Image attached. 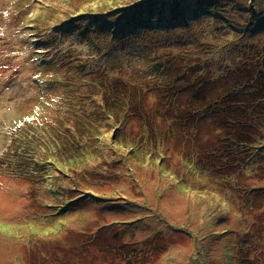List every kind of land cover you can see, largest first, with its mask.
I'll list each match as a JSON object with an SVG mask.
<instances>
[{
  "label": "rangeland",
  "instance_id": "obj_1",
  "mask_svg": "<svg viewBox=\"0 0 264 264\" xmlns=\"http://www.w3.org/2000/svg\"><path fill=\"white\" fill-rule=\"evenodd\" d=\"M165 27L203 49L212 36L246 46L264 37V0H0V264H264V139L246 176L228 175V160L211 166L226 180L204 176L169 103L179 60L169 81L151 59L152 47L175 53L160 46ZM66 38L74 57L40 71L37 52ZM219 136L215 152L230 157L238 139L227 126ZM84 231L105 245L96 237L83 255Z\"/></svg>",
  "mask_w": 264,
  "mask_h": 264
},
{
  "label": "trees",
  "instance_id": "obj_2",
  "mask_svg": "<svg viewBox=\"0 0 264 264\" xmlns=\"http://www.w3.org/2000/svg\"><path fill=\"white\" fill-rule=\"evenodd\" d=\"M104 13L107 14L109 11H104ZM187 28H185V31L188 30ZM146 30L152 31L153 28H147ZM87 31L93 30L89 29ZM206 31L208 34L216 36L211 24ZM157 33L158 31L154 28L153 34L157 35ZM164 33L167 36L160 42V46L175 53L171 55L165 54L167 55L166 57L163 55V58L157 59V48L152 47L151 52L155 54H153L151 59L154 60V70L157 69L158 73L164 75L163 78L169 81H171V78L169 73L165 72V65L170 58L172 61L177 58L179 60L177 66L174 67L175 74L173 77L175 82L180 80L174 85L179 96L177 98L170 97L169 103L173 106L172 109L174 110L172 112L176 114L175 122L177 120L184 121L187 125L183 126L185 129L184 145L187 147L186 150L191 152V156L195 157L193 159L194 162L199 161L204 164V176L211 179L214 184L226 179L225 177L217 176L218 171L211 167L213 160H221L223 162L228 160V166H232L228 175L232 174L234 179L237 177L236 172L238 170L246 176V154L247 152H253L257 140L261 141L264 139V37L257 42H249L246 46H239L229 40L223 42L219 48H216L218 44L214 43L215 38L212 36L209 48L203 49V45L207 41L200 37H195L196 34H194L195 36L192 34L186 35L183 38L171 32L170 27H165ZM204 35L206 36V33ZM73 42L74 40L66 38L56 49L44 48L37 52V65H39L40 71H49V67L55 63L74 57L73 54L76 53L71 46ZM188 42L191 47H188V50L183 52L184 46L181 43ZM39 44L42 47H47L52 43L43 39ZM224 52L226 56L223 58ZM230 52L235 53L232 58L228 56ZM201 53H206L205 57L201 56ZM213 56L216 57V63L213 62ZM60 57L61 60L59 61ZM162 59H164L163 62H161ZM205 59L208 60V63H205ZM207 73H209L208 78L201 79V76L204 77ZM219 82L227 83L224 85L226 89L223 87L218 88L217 83ZM179 98L180 103H177L175 99ZM225 126L232 131L233 138L238 139L236 141L237 148H235L234 152L231 151L232 155L230 157H228L229 154L226 151H222L219 156L214 150L215 137L221 138L219 133ZM199 128H202L203 131L212 130L211 136L205 133L202 134V138L208 139L211 143L204 141L206 147L203 144L205 148H200V150L197 149L194 138L195 131ZM122 229L114 225L109 226V231L115 230L112 234L115 238L119 237V234L122 235ZM123 230L127 237L135 238V233L132 229H130L132 231L130 233L126 229ZM84 232L87 236L82 240L83 244H85L83 255L86 254V245L93 242L96 237L98 238L97 243L103 242L105 245V240L101 238L102 235L98 236L95 232ZM80 233L75 232L73 235H79ZM66 237L67 234H64L61 239ZM260 238L261 243L262 241L264 243V228L261 229ZM150 239L159 242L165 238L161 233H158L151 238L137 241L135 245L140 248V245ZM130 247L129 250L124 251L130 254L137 253L132 246ZM159 247L156 246L155 248ZM260 251L264 253V247ZM61 259L63 261L61 264H67L64 257ZM146 262H148L147 259L137 264Z\"/></svg>",
  "mask_w": 264,
  "mask_h": 264
}]
</instances>
